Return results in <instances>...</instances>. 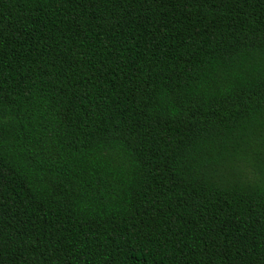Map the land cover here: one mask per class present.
Returning <instances> with one entry per match:
<instances>
[{
	"label": "trees",
	"instance_id": "1",
	"mask_svg": "<svg viewBox=\"0 0 264 264\" xmlns=\"http://www.w3.org/2000/svg\"><path fill=\"white\" fill-rule=\"evenodd\" d=\"M0 264H264V0H0Z\"/></svg>",
	"mask_w": 264,
	"mask_h": 264
}]
</instances>
